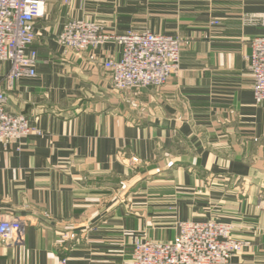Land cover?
Instances as JSON below:
<instances>
[{
	"label": "crops",
	"instance_id": "1",
	"mask_svg": "<svg viewBox=\"0 0 264 264\" xmlns=\"http://www.w3.org/2000/svg\"><path fill=\"white\" fill-rule=\"evenodd\" d=\"M248 15L264 0L49 1L38 74L6 93L42 134L0 143V216L25 222L23 243L0 237V264H130L137 238L173 239L188 220L232 224L251 244L231 264H264V102L250 66L264 26ZM73 18L181 37L180 69L117 91L104 63L121 47L66 49L58 34Z\"/></svg>",
	"mask_w": 264,
	"mask_h": 264
},
{
	"label": "built area",
	"instance_id": "2",
	"mask_svg": "<svg viewBox=\"0 0 264 264\" xmlns=\"http://www.w3.org/2000/svg\"><path fill=\"white\" fill-rule=\"evenodd\" d=\"M50 0H0V65L8 63L0 75V143L9 145L29 135L42 132L24 114L7 109V91L26 77H36L38 53L32 48L38 37L36 23L46 14ZM67 4L71 0H65ZM249 24L264 15H248ZM215 23H218L215 21ZM58 41L66 49L83 52L108 42L121 47L119 59L109 58L105 67L112 72V86L117 91L162 87L180 69L183 39L149 30L129 29L123 34L109 33L91 19L73 18L63 24ZM251 75L253 95L264 102V34L251 40ZM136 161L137 159L134 158ZM0 237L13 244L23 243L25 222L20 216H0ZM251 242L233 236V225L216 220L181 221L178 234L167 241L137 238L130 264H231L232 257L245 253ZM57 264H68L61 259Z\"/></svg>",
	"mask_w": 264,
	"mask_h": 264
},
{
	"label": "rangeland",
	"instance_id": "3",
	"mask_svg": "<svg viewBox=\"0 0 264 264\" xmlns=\"http://www.w3.org/2000/svg\"><path fill=\"white\" fill-rule=\"evenodd\" d=\"M135 159H137V158H135ZM133 160H134V159H133ZM137 161H138V159H137L136 161L134 160V162H137Z\"/></svg>",
	"mask_w": 264,
	"mask_h": 264
}]
</instances>
